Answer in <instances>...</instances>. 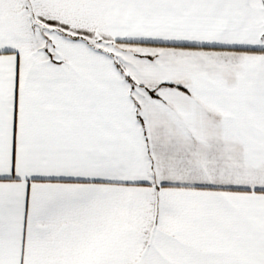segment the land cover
Returning <instances> with one entry per match:
<instances>
[{
	"label": "snow or ice",
	"instance_id": "6c2138e0",
	"mask_svg": "<svg viewBox=\"0 0 264 264\" xmlns=\"http://www.w3.org/2000/svg\"><path fill=\"white\" fill-rule=\"evenodd\" d=\"M0 264H264V0H0Z\"/></svg>",
	"mask_w": 264,
	"mask_h": 264
}]
</instances>
